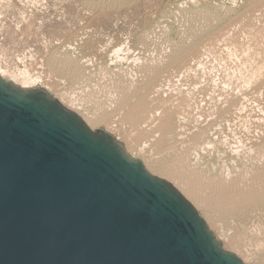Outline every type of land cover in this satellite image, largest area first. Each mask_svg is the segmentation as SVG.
<instances>
[{"label":"rangeland","instance_id":"1","mask_svg":"<svg viewBox=\"0 0 264 264\" xmlns=\"http://www.w3.org/2000/svg\"><path fill=\"white\" fill-rule=\"evenodd\" d=\"M64 58L84 68L83 77L62 66ZM0 67L8 79L26 74L53 97L76 98L80 112L96 114L95 131L112 135L155 174L183 173L181 182L173 178L197 192L214 234L249 264H264V196L232 206L217 184L223 178L263 191L264 0H0Z\"/></svg>","mask_w":264,"mask_h":264},{"label":"water","instance_id":"2","mask_svg":"<svg viewBox=\"0 0 264 264\" xmlns=\"http://www.w3.org/2000/svg\"><path fill=\"white\" fill-rule=\"evenodd\" d=\"M0 264H248L105 131L0 76Z\"/></svg>","mask_w":264,"mask_h":264},{"label":"bare ground","instance_id":"3","mask_svg":"<svg viewBox=\"0 0 264 264\" xmlns=\"http://www.w3.org/2000/svg\"><path fill=\"white\" fill-rule=\"evenodd\" d=\"M108 7V6H107ZM233 8V7H232ZM225 9V8H224ZM231 9V8H230ZM206 10V9H205ZM232 12H234V11H232ZM194 14V13H193ZM189 16V15H188ZM226 16V15H225ZM211 18V17H210ZM215 18V17H214ZM186 20V19H185ZM211 20H213V19H211ZM193 21V20H192ZM190 22V21H189ZM202 22V21H201ZM201 22H200V25H201ZM194 23V22H193ZM208 24H210V23H208ZM216 24V23H215ZM224 24V23H223ZM192 25V24H191ZM204 25V24H203ZM160 26V25H159ZM184 26V25H183ZM195 26H196V24H195ZM195 26H193V27H195ZM199 26V25H198ZM207 26V25H206ZM196 28V27H195ZM204 28V27H203ZM193 29V28H192ZM198 29H199V27H198ZM198 29H195L196 31L198 30ZM200 29H202V28H200ZM200 29H199V31H200ZM180 30V29H179ZM182 31V30H181ZM203 31V30H202ZM211 31V30H210ZM188 32V31H187ZM192 32V31H191ZM194 32V31H193ZM190 33V32H189ZM197 33V32H196ZM211 33V32H210ZM153 34V33H152ZM193 34V33H192ZM201 34V33H200ZM208 34V33H207ZM198 35V34H197ZM148 36V35H147ZM182 38V37H181ZM191 38V37H190ZM203 38V37H202ZM201 38V39H202ZM155 39V38H154ZM153 39V40H154ZM156 39H157V37H156ZM162 40V39H161ZM180 40V39H179ZM178 40V41H179ZM184 40V39H183ZM186 40V39H185ZM197 40H199V39H197ZM150 41V40H149ZM164 41V40H163ZM166 41V40H165ZM182 41V40H181ZM183 42V41H182ZM187 42V41H186ZM196 42H198V41H196ZM155 43V42H154ZM161 43V42H160ZM171 44V43H170ZM182 45H183V43H181ZM188 44H186V46H187ZM191 45V44H190ZM194 45V44H193ZM170 46V45H169ZM189 46V45H188ZM156 48H157V45L155 46ZM173 47V46H172ZM185 47V46H184ZM192 47V46H191ZM195 47V46H194ZM148 48V47H147ZM165 48V47H164ZM178 48H181V46L180 47H178ZM182 49H184V48H182ZM182 49H180V50H182ZM191 49V48H190ZM189 49V50H190ZM152 50V49H151ZM159 50V49H158ZM167 50V49H166ZM172 50V49H171ZM174 50V49H173ZM179 50V49H178ZM184 50H188V49H184ZM164 51V50H163ZM176 51V50H175ZM120 52V51H119ZM158 52V51H157ZM160 52V51H159ZM165 52V51H164ZM179 52V51H178ZM189 52V51H188ZM176 53H177V51H176ZM175 53V54H176ZM59 54V53H58ZM155 54V53H154ZM159 54V53H158ZM165 54V53H164ZM178 55H179V53H177ZM176 54V55H177ZM185 54V53H184ZM73 55V54H72ZM178 55H177V57H178ZM167 56V55H166ZM175 56V55H174ZM66 57V56H65ZM69 57V56H68ZM67 57V58H68ZM74 57V56H73ZM152 57H154V56H152ZM176 57V56H175ZM75 58V57H74ZM141 58V57H140ZM156 58V57H155ZM179 58H181V57H179ZM66 58H64V60H65ZM70 59V58H69ZM72 59V58H71ZM78 59V58H77ZM138 59V58H137ZM172 59V58H171ZM67 61H66V63H62V66H64L66 69H70V70H72V71H74L76 74H78L77 76H79V77H83V73H80V70H84V68H78L79 69V71L77 70V67H76V63L75 62H72V61H70V60H68V59H66ZM161 60V59H160ZM173 60V59H172ZM171 60V61H172ZM175 60V59H174ZM173 60V61H174ZM151 61V60H150ZM53 62V61H52ZM138 62H139V60H138ZM166 62V61H165ZM60 63V62H59ZM184 63V62H183ZM78 64V63H77ZM79 64H83L82 62L81 63H79ZM170 64V63H169ZM61 65V64H60ZM141 65V64H140ZM149 65V64H148ZM126 66V65H125ZM130 66V65H129ZM146 66V65H145ZM156 66V65H155ZM162 66V65H161ZM164 66V65H163ZM78 67H80V66H78ZM83 67V66H82ZM148 67V66H147ZM100 68V67H99ZM104 69V68H103ZM117 69V68H116ZM119 69V68H118ZM133 69V68H132ZM159 69V68H158ZM163 69V68H162ZM0 76L1 77H3L4 79H6L7 81H10V82H13V83H15V84H17L18 86H20V87H22V88H35L36 87V83H37V81H35V80H33L31 77H29L28 75H26V74H24V75H21V76H17L14 72H12L11 73V78H13L14 80H12L11 78V80L10 79H8L7 78V75H9L8 74V71H6V70H3L1 67H0ZM101 70V69H100ZM109 70V69H108ZM126 70V69H125ZM150 70V69H149ZM102 71V70H101ZM130 71V70H129ZM145 71H148V68H146L145 67ZM152 71H154V70H152ZM152 71H151V74H152ZM84 72V71H83ZM107 72V71H106ZM118 72H121L120 70L118 71ZM143 72H144V70H143ZM70 73V72H69ZM90 73H92V72H90ZM121 73H123V72H121ZM148 73V72H147ZM161 73V72H160ZM140 74V73H139ZM144 74H146V72L144 73ZM149 74V73H148ZM158 74V73H157ZM156 74V75H157ZM90 75V74H89ZM110 75V74H109ZM116 75V74H115ZM143 75V74H142ZM141 75V76H142ZM150 75V74H149ZM148 75V76H149ZM153 75V74H152ZM155 74H154V78H155V76H156ZM10 76V75H9ZM91 76V75H90ZM89 76V77H90ZM111 76V75H110ZM151 76V75H150ZM149 76V77H150ZM100 77V76H99ZM108 77V76H107ZM114 77V76H113ZM145 77H146V75H145ZM144 77V78H145ZM149 77L147 78V79H149ZM84 78H86L85 76H84ZM83 78V79H84ZM101 79H102V77H100ZM109 78V77H108ZM126 79H128V78H126ZM150 79H152V76H151V78ZM84 80H86V79H84ZM93 80V79H92ZM98 80V79H97ZM105 80V79H104ZM112 80V79H111ZM16 81H19L20 83H18V82H16ZM103 81V80H102ZM130 81V80H129ZM149 81V80H148ZM152 81V80H151ZM116 82V81H115ZM160 82V81H159ZM96 83V82H95ZM98 83V82H97ZM138 83V82H137ZM150 83V82H149ZM125 84V83H124ZM145 84V83H144ZM146 84H148V83H146ZM97 85H99V84H97ZM102 85V84H101ZM104 85V84H103ZM118 85V84H117ZM143 85V84H142ZM90 86V85H89ZM110 86V85H109ZM105 87V86H104ZM143 87V86H142ZM95 88V87H94ZM156 88V87H155ZM120 89V88H119ZM131 89H132V86H131ZM142 89V88H141ZM110 90V89H109ZM118 90V89H117ZM138 90V89H137ZM103 91V90H102ZM107 91V90H106ZM112 91L114 92V93H116V89H112ZM133 91V90H132ZM140 91V90H139ZM110 92H111V90H110ZM135 92H136V89H135V91L133 92V94H135ZM159 92V91H158ZM126 93H127V91H126ZM181 93V92H180ZM66 94L67 93H65V94H60V96H55V98H57L67 109H69V110H71V111H74V112H76L83 120H84V122L88 125V127L91 129V130H93V131H95L96 129H95V126L98 124V122H100V121H98V118L97 117H95L94 115H96V114H84V112H80V110H81V108H82V106H81V104H79L78 102H76L77 100H76V98H74V97H72V98H68L67 96H66ZM111 94V93H110ZM124 94V93H123ZM156 94V93H155ZM69 95V94H68ZM105 95V94H104ZM109 95V94H108ZM114 95H116V97L117 96H121V94L119 93V95L116 93V94H114ZM128 95H132V94H128ZM126 96V95H125ZM135 96V95H134ZM71 97V96H70ZM97 97V96H96ZM127 97V96H126ZM133 97V96H132ZM131 97V98H132ZM98 98V97H97ZM104 98V97H103ZM121 98H122V96H121ZM120 98V99H121ZM129 98V97H128ZM135 98V97H134ZM99 99V98H98ZM111 99V98H110ZM113 99H114V97H113ZM130 100V99H129ZM122 101V100H121ZM123 101H127V100H125V97H124V99H123ZM109 102V101H108ZM116 103V102H115ZM124 104H127V103H124ZM81 106V107H80ZM121 106H122V104H121ZM84 108V107H83ZM86 110V109H85ZM159 111V110H158ZM225 114V113H224ZM215 115V114H214ZM90 117V118H89ZM95 117V118H94ZM183 117V116H182ZM223 117V116H222ZM97 118V119H96ZM216 118V117H215ZM217 119V118H216ZM222 119V118H221ZM103 120V119H102ZM101 120V121H102ZM185 120V119H184ZM213 121H214V119H213ZM216 121V120H215ZM227 122V121H226ZM212 123V122H211ZM211 123H209V124H211ZM219 124V123H218ZM207 126H208V124H207ZM216 127H218V125L216 126ZM204 128V127H203ZM209 128V127H208ZM214 129V128H213ZM202 130V129H201ZM206 130V129H205ZM204 130V131H205ZM197 133V132H196ZM181 134V133H180ZM193 135V134H192ZM194 137V136H193ZM192 137V138H193ZM196 137H198V136H196ZM202 138V137H201ZM199 140V139H198ZM194 141H196V140H194ZM193 141V142H194ZM191 142V141H190ZM242 142V141H241ZM192 144V143H191ZM209 144V143H208ZM190 145V144H189ZM197 145V144H196ZM210 145H214L213 143H211ZM242 145V144H241ZM182 146V145H181ZM188 146V145H187ZM193 146H195V145H193ZM193 146H190L189 147V150H191L192 148H193ZM197 146H200V145H197ZM203 146V145H202ZM207 146V145H206ZM173 147V146H172ZM176 147V146H175ZM201 147V146H200ZM212 147V146H211ZM260 147H261V145H260ZM185 148V147H184ZM197 148V147H196ZM258 148V147H257ZM178 149V148H177ZM186 149H187V147H186ZM201 149H202V147H201ZM237 149V148H236ZM262 149V148H261ZM260 149V151L263 153V150H261ZM175 150V149H174ZM174 150H172V151H174ZM180 150V149H179ZM257 150V149H256ZM185 151V150H184ZM251 151V150H250ZM260 151H258V154H259V152ZM181 152H183V151H181ZM190 153H191V151H189ZM188 152V153H189ZM194 152H195V150H194ZM196 153V152H195ZM232 153H233V151H232ZM254 153H255V151H254ZM257 153V152H256ZM183 154H184V152H183ZM185 154H187V152L185 153ZM184 154V155H185ZM251 154V153H250ZM250 154H249V156H250ZM193 155V154H192ZM252 155H254V154H252ZM251 155V156H252ZM263 155H264V153H263ZM263 155H258V156H261V157H263ZM186 156V158H187V155H185ZM188 156H189V154H188ZM238 156V155H237ZM255 156H257V155H255ZM132 157V156H131ZM182 157V156H181ZM184 157V156H183ZM182 157V158H183ZM198 157V156H197ZM244 157H245V155H244ZM253 157V156H252ZM196 158V157H195ZM251 158V157H250ZM258 158V157H257ZM256 158V159H257ZM260 158V157H259ZM258 158V159H259ZM151 159V158H150ZM184 159V158H183ZM219 159H220V157H219ZM224 159V158H223ZM222 159V160H223ZM246 159V158H245ZM261 159V158H260ZM259 159V160H260ZM186 160H188L187 161V163L189 162V158L188 159H186ZM196 160V159H195ZM241 160V159H240ZM262 160V159H261ZM249 161H250V159H249ZM253 161V160H252ZM255 161V160H254ZM253 161V162H254ZM144 162V161H143ZM190 162H192L191 161V159H190ZM253 162H251V163H253ZM258 161H256V163H257ZM218 163V162H217ZM255 163V162H254ZM259 163H260V161H259ZM145 165H146V167H147V169L152 173V174H154V175H156V176H158V177H160V178H163V179H165V180H167L168 182H170L176 189H178V191H180V193L186 198V199H188V201H190V203L198 210V212H199V208L200 207H202L201 205L203 204L202 203V201H201V199H198V197L196 196V194L195 193H197L195 190H194V193H192L193 191V189L190 191V192H187L186 191V189H187V184H185L186 186H185V189L183 188L184 186L183 185H181L180 183H178L176 180H175V178H173V177H175V176H177V174H175L173 177H172V175H171V172H170V176L168 175H166V173H163V174H165V175H158V174H155L154 172H152L151 170H150V168L147 166V164L146 163H144ZM182 164V163H181ZM180 164V165H181ZM184 164V163H183ZM190 164V163H189ZM193 165H194V163H192ZM224 164V163H223ZM222 164V165H223ZM244 164V163H243ZM242 164V165H243ZM258 164V163H257ZM247 165V164H246ZM245 165V166H246ZM261 165V164H260ZM175 166V165H174ZM184 166V165H183ZM201 166V165H200ZM204 166V165H203ZM251 166H253V165H251ZM250 166V167H251ZM257 166V165H256ZM255 166V167H256ZM264 166V165H263ZM196 167V166H195ZM205 167V166H204ZM223 167V166H222ZM248 167V166H247ZM247 167H245V168H247ZM179 168V167H178ZM202 168V167H201ZM219 168H221V167H219ZM238 168V167H237ZM257 168V167H256ZM172 169V168H171ZM223 169V168H222ZM222 169H221V171H222ZM225 169H227L226 167H225ZM264 169V168H263ZM262 169V170H263ZM229 170V169H228ZM245 170V169H244ZM249 170V169H248ZM248 170H247V173H248ZM251 171H252V169H250ZM259 170V169H258ZM261 170V171H262ZM169 171V170H168ZM167 171V172H168ZM196 171V170H195ZM201 172H203L202 170H200ZM227 171V170H226ZM173 172V171H172ZM179 172V171H178ZM192 172V171H191ZM194 172V171H193ZM209 172V171H208ZM219 172V171H218ZM223 172V171H222ZM252 172H254V171H252ZM251 172V173H252ZM256 172V171H255ZM259 172V171H258ZM263 172V171H262ZM160 173V172H159ZM232 172H230V174H231ZM240 173V172H239ZM243 173H246V171L245 172H243ZM250 173V172H249ZM249 173H248V175H249ZM250 173V175H252ZM181 174H183V173H181ZM181 174L179 175L180 176V178H181ZM208 174V173H207ZM255 175H256V173H254ZM199 175V174H198ZM224 175H226L225 174V171H224ZM243 175V174H242ZM245 175H247V174H245ZM242 176V177H244L245 178V180H246V176ZM185 176V175H184ZM190 176V175H189ZM195 176V175H194ZM213 176H215V175H213ZM221 177H220V180H221V178H222V176H223V174H221L220 175ZM231 176V175H230ZM241 176V175H240ZM254 176V175H253ZM252 176V177H253ZM178 177V176H177ZM199 177V176H198ZM203 177H205V174L203 175ZM211 177V176H210ZM209 177V178H210ZM229 177V176H228ZM227 177V178H228ZM236 177H238V175L236 176ZM179 178V177H178ZM180 178H179V180L178 181H180ZM208 178V179H209ZM212 178V177H211ZM217 178V176L215 177V179ZM258 178H260V181H262V186H264V173H260L259 175H258ZM198 179V178H197ZM232 179V178H231ZM233 179H234V177H233ZM239 179V178H238ZM186 180V179H185ZM207 180V179H206ZM205 180V181H206ZM210 180V179H209ZM222 180H224L223 178H222ZM217 181V184H219V189L220 190H225V192H227L226 193V196H229L230 197V201H228V203L230 202V203H232L231 201L233 200L235 203L237 202V203H240V205L241 204H244V203H246L247 202V204H248V202L250 203V201L251 200H253V198H255L257 195H259L260 193H262V196H264V187H263V191H259L258 189L259 188H257V189H255L256 187H255V185H253V189H251V190H249V189H247L246 191L245 190H242V189H240L239 187H238V185L237 184H234V182L232 183V182H230V183H228V182H225V181ZM228 180H229V178H228ZM235 180V179H234ZM244 180V179H243ZM243 180H242V183H244L243 182ZM258 180V179H257ZM199 181V180H198ZM197 181V182H198ZM202 181H204V180H202ZM238 181H240V179L238 180ZM248 181H250V179L248 180ZM251 181H252V179H251ZM255 181V180H254ZM181 182V181H180ZM187 183H188V181H186ZM200 182L201 181H199V184H200ZM237 182V181H236ZM241 182V181H240ZM247 182V181H246ZM185 183V182H184ZM196 183V182H195ZM205 183H207V182H205ZM208 183H210V182H208ZM212 183H214V181L212 182ZM249 183V182H248ZM255 183V182H254ZM258 182L256 181V184H257ZM203 184H204V182H203ZM216 184V183H215ZM245 184V183H244ZM243 184V185H244ZM191 185V184H190ZM193 185V184H192ZM202 185V184H201ZM208 185V184H207ZM210 185V188H211V190H213L212 189V187H211V185L212 184H209ZM215 186V185H214ZM203 187H204V185H203ZM216 187V186H215ZM240 187H241V185H240ZM244 187V186H243ZM255 187V188H254ZM259 187H260V189H261V186L259 185ZM196 188V187H195ZM202 188V187H201ZM209 188V189H210ZM252 188V187H251ZM199 189H200V187H199ZM199 189H198V191H199ZM205 189H207V188H205ZM204 189V190H205ZM189 190V189H188ZM217 188H216V191L215 192H217ZM200 192V191H199ZM205 192V191H204ZM207 193V192H206ZM224 193V192H223ZM203 194H205V193H203ZM203 194H201V196L203 195ZM213 193H211V195H212ZM216 194V193H215ZM220 194V193H219ZM218 194V195H219ZM222 194V193H221ZM198 195V194H197ZM210 195V194H209ZM217 195V197H220V196H218ZM223 195V194H222ZM205 196H208L207 194L205 195ZM213 196V195H212ZM225 196V197H226ZM260 196V195H259ZM215 198H216V195L214 196ZM223 196H221V198H222ZM199 198H202V200L205 198H203V196L202 197H199ZM209 198V197H208ZM224 198V197H223ZM256 198H259L258 196L256 197ZM255 198V199H256ZM260 198H262V197H260ZM211 200H210V202L212 201V198H210ZM218 199V198H217ZM225 199V201H226V198H224ZM227 199H228V197H227ZM254 199V200H255ZM262 199H264V198H262ZM220 200V199H219ZM229 200V199H228ZM213 201H214V199H213ZM258 201V200H257ZM262 201V200H261ZM216 202H217V200H216ZM220 202H221V200H220ZM222 202H223V204H224V201L222 200ZM252 202V201H251ZM254 203H255V201H254ZM212 204V203H211ZM210 204V205H211ZM216 204V203H215ZM226 204H227V202H226ZM225 204V205H226ZM204 205L205 204H203V207H204ZM206 205H208L209 206V201H208V204H206ZM214 205V204H213ZM220 205V204H219ZM228 205V207L229 208H232V206H234L233 205V203H232V206L230 207V205L229 204H227ZM249 205V204H248ZM247 205V206H248ZM251 205V204H250ZM207 206V207H208ZM215 206V205H214ZM243 206H245V204L243 205ZM242 206V207H243ZM216 207V206H215ZM222 207V206H221ZM236 207H237V205H236ZM235 207V208H236ZM209 208H210V206H209ZM226 209H228L227 207H225ZM224 208V209H225ZM234 208V207H233ZM213 209V208H212ZM218 209V208H217ZM215 210V209H214ZM211 211H213V210H211ZM219 211V210H218ZM220 211H221V208H220ZM224 211V210H223ZM233 211V210H232ZM200 213V212H199ZM207 213V212H206ZM214 213H215V211H214ZM222 213V212H221ZM226 213V212H225ZM210 214V213H209ZM219 214V213H218ZM221 215V214H220ZM201 216L207 221V223H208V225L210 226V222H209V220H208V218L209 217H205V216H203L202 214H201ZM217 220V219H216ZM213 222V224H215V222L214 221H212ZM253 223V222H252ZM212 226V225H211ZM210 226V228L212 229V227ZM218 226V225H217ZM216 227V226H215ZM261 228V227H260ZM213 230V229H212ZM215 230V229H214ZM217 230V229H216ZM255 230V229H254ZM259 232V231H258ZM260 234V233H259ZM219 236V235H218ZM218 236H216L220 241H221V239H220V236L218 237ZM222 237V236H221ZM230 238V237H229ZM264 239V238H263ZM223 242H224V240H223ZM222 242V243H223ZM228 242V241H227ZM262 242V241H261ZM231 243V242H230ZM263 243V242H262ZM261 243V244H262ZM224 245V244H223ZM230 246H231V244H230ZM233 246L235 247V245H234V243H233ZM224 248L225 249H227V250H230V248L229 247H227L226 245H224ZM232 248V247H231ZM235 249V248H234ZM239 250V249H238ZM230 251H232V252H234V253H236L240 258H242L246 263H248L249 264V262H248V260H249V258L248 257H246V258H244V256H242L240 253V255L237 253V252H239V251H237V252H235L233 249H231ZM241 252V251H240ZM250 255V254H249ZM247 258H248V260H247Z\"/></svg>","mask_w":264,"mask_h":264}]
</instances>
